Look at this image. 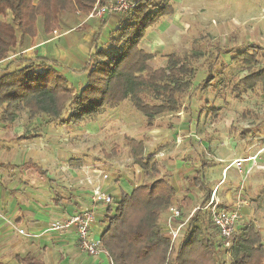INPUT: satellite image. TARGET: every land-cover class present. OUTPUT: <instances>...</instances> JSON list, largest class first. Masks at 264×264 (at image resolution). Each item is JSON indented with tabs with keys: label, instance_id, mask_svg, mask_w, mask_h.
<instances>
[{
	"label": "rangeland",
	"instance_id": "1",
	"mask_svg": "<svg viewBox=\"0 0 264 264\" xmlns=\"http://www.w3.org/2000/svg\"><path fill=\"white\" fill-rule=\"evenodd\" d=\"M98 1L101 4L102 0H96L94 7ZM168 1L174 13L147 30L141 47L155 56L150 61L154 68L165 65L171 53L183 54L193 49L205 53L182 111L157 117L152 127L146 125L145 116L129 100L116 108L106 109L96 119L74 125L49 122L43 116L30 118L23 108L14 111L15 120L0 121L11 124L17 121V125L23 127V135L33 140L35 163L48 172L51 181L32 162L23 165L26 172L29 170L33 177L34 170L39 184L52 187L54 192L56 189L69 200L72 198V205L87 204V197H92L95 187L99 186L104 191L112 189L107 191L115 208L122 191L131 193L138 184L150 183L159 176L168 177L177 190L173 206L182 211V220L189 219L183 227L181 240L176 242L169 256L173 259L195 214L198 219L211 218L210 208L203 204L209 186H219V191L237 192L234 196H240L241 206H247L251 212L246 215H249L247 219L242 218L241 228L248 225L260 228L264 240V84L240 96L232 92L234 83L248 75L252 68L264 65L263 59L259 65L247 69L233 59L239 51L250 50V44L264 47V0ZM70 6L59 12L60 20L57 25L51 24L54 30L48 35L43 33L39 22L33 43L43 37L61 40L57 67L80 91L87 82L85 69L89 56L99 45L104 49L112 46L110 31L118 26L122 16L115 13L98 19L89 16L94 7L85 11L75 1L73 7ZM32 47L24 52L26 57L38 54V49ZM227 50L230 53L223 52ZM211 74L214 84L205 87V80ZM1 107L0 115L6 104ZM69 110L65 111V116ZM3 116L8 117L7 114ZM130 138L142 141L144 154H151L159 162V175L147 172L136 163L131 155ZM244 154H257L255 160L258 162L249 174L245 173L247 168L242 167V176L236 180L232 164ZM61 167L62 171H58ZM198 175L205 187L196 184ZM98 205L101 210H97V215L100 212L104 216L109 203ZM169 214L170 208L163 213L159 222L161 228ZM104 228L103 224L100 230ZM163 233L166 235L164 229ZM230 255V251L224 255L227 264H231Z\"/></svg>",
	"mask_w": 264,
	"mask_h": 264
},
{
	"label": "trees",
	"instance_id": "2",
	"mask_svg": "<svg viewBox=\"0 0 264 264\" xmlns=\"http://www.w3.org/2000/svg\"><path fill=\"white\" fill-rule=\"evenodd\" d=\"M38 1L36 4L34 0H0V62L8 61L0 64V107L6 104L0 119L15 120L14 111L23 108L30 118L43 116L49 122L74 125L96 119L106 109L129 100L145 116L146 125L152 127L157 117L176 114L185 108V97L194 84L197 66L205 53L197 49L183 54L171 53L165 65L154 68L150 61L155 56L141 47L147 30L174 13L168 0H141L128 14H121L122 20L110 31L112 46L104 49L99 45L89 56L85 69L87 82L80 91L72 86L68 75L58 69L56 58L26 57L24 52L35 45L39 22L43 33L48 35L54 30L52 25L60 20L59 12L69 5L73 7V1L86 11L94 7L96 0ZM248 47L250 50L233 56L247 69L264 59V47L257 44ZM223 52L230 53L229 50ZM213 78L211 74L205 80V87L213 86ZM259 84H264V65L252 68L248 75L234 83L232 92L240 96ZM68 108L69 114L65 116ZM6 114L8 117L3 116ZM129 143L136 163L147 172L159 175L160 164L151 154H144V143L132 138ZM199 176L195 178L196 184L205 187ZM211 193L208 188L203 204L209 203ZM176 196L177 190L169 178L159 176L150 183L136 185L131 193L122 191L115 208L114 202L109 203L105 215L101 216L105 225L101 242L114 264H227L224 257L227 250L223 249L224 242L211 212L208 219H198L195 214L175 256L169 257L173 254V251L169 254L170 237L163 233L159 222L166 209L176 203ZM186 200L192 203L191 199ZM61 201L60 196L57 202ZM99 203L102 202L95 205ZM233 242L231 264H264L260 228L248 225L237 230ZM19 262L45 264L31 254Z\"/></svg>",
	"mask_w": 264,
	"mask_h": 264
},
{
	"label": "crops",
	"instance_id": "3",
	"mask_svg": "<svg viewBox=\"0 0 264 264\" xmlns=\"http://www.w3.org/2000/svg\"><path fill=\"white\" fill-rule=\"evenodd\" d=\"M56 39L57 37L40 38L32 48L38 49L37 55H48L58 60L60 52L58 45L61 40ZM2 109L3 107H0V114ZM16 122L11 124L0 121V264H21L20 259L28 254L37 257L45 264H114L110 255L106 253L91 256L83 252L78 247V233L75 227L64 231L51 229L54 222L63 221L79 210L94 207L97 212V208L101 210V207L93 203L90 195L87 197V204L79 202L77 205H72V198L69 200L66 195L58 194L56 189L54 192L52 187L44 183L39 184L34 170L33 177L29 175L31 173L29 170V173L26 172L23 167L26 162L34 163L33 166L38 165V168L40 165L34 160L36 151L32 138L29 135L24 136V132H21L23 127ZM255 156L257 158V154L253 156L244 154L234 159L232 171L236 180L242 176V167L247 168L245 173L252 172L253 166L258 162ZM237 159H245L242 166H236L234 162ZM40 170L47 177L49 176L46 170L41 167ZM58 171H62V167ZM23 172L27 176H22ZM48 179L51 181L50 177ZM110 189L107 188L109 191ZM209 189L212 190L210 201L214 196L222 208L239 212L238 229H241L242 218L247 219L251 212L246 208L247 206H241L240 196H234L237 192L233 193L225 189L219 191V186H209ZM77 195H73L75 199ZM60 196L62 201L57 202ZM248 213L249 215L246 216ZM97 216L99 221L93 226L92 232L93 236L101 238L103 232L100 228L103 221L100 212ZM21 229L25 232L20 233Z\"/></svg>",
	"mask_w": 264,
	"mask_h": 264
},
{
	"label": "built area",
	"instance_id": "4",
	"mask_svg": "<svg viewBox=\"0 0 264 264\" xmlns=\"http://www.w3.org/2000/svg\"><path fill=\"white\" fill-rule=\"evenodd\" d=\"M139 1L141 0H113L110 3L101 4L100 1H98L95 7L89 12V16L101 19L108 15H114L115 13L128 14L132 8L137 6ZM244 161L245 159H237L234 163L236 166H242ZM95 188L96 189L91 197L94 204L99 201H102L105 204L111 203L112 196L109 191H104L103 188L99 186ZM211 199L212 200L207 204L206 208H210L212 221L219 229L220 238L224 242L223 249L231 252L234 245V236L238 230L240 214L236 210H230L225 207L222 208L219 205L217 198L214 196ZM182 215L181 210L172 206L170 208V214L166 219L165 226L162 227V229L165 230V233L170 237L171 246L169 254L176 248V242L181 240V237L184 234L183 227L189 221V219L182 220ZM98 221L99 217L93 207L92 209H84L78 213L72 214L63 221L58 220L54 222L51 229L64 231V229L75 227V230L78 233V247H80L83 252H86L91 256L99 253H106L109 256L110 253L102 245L101 238L93 236L92 228ZM21 232H25L24 229H21L20 233Z\"/></svg>",
	"mask_w": 264,
	"mask_h": 264
}]
</instances>
